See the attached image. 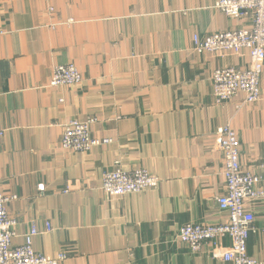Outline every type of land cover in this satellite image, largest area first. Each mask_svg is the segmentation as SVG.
<instances>
[{
  "label": "crops",
  "instance_id": "0c3cea01",
  "mask_svg": "<svg viewBox=\"0 0 264 264\" xmlns=\"http://www.w3.org/2000/svg\"><path fill=\"white\" fill-rule=\"evenodd\" d=\"M217 1L0 0V191L18 196L8 203L14 245L34 222V249L66 252L60 264H231L213 257V243L195 252L177 238L186 223L228 220L217 203L219 127L239 134L242 168L264 172V70L259 101L239 107L238 93L217 104L213 71L247 66L248 53L193 50L194 35L252 26ZM70 62L83 81L50 86L53 67ZM73 118H94L91 135L110 141L63 149ZM116 161L146 168L159 186L108 195L102 178ZM247 207L255 217L248 253L264 262V198Z\"/></svg>",
  "mask_w": 264,
  "mask_h": 264
},
{
  "label": "built area",
  "instance_id": "2783aa9c",
  "mask_svg": "<svg viewBox=\"0 0 264 264\" xmlns=\"http://www.w3.org/2000/svg\"><path fill=\"white\" fill-rule=\"evenodd\" d=\"M50 2L51 0H44ZM215 7L233 18H250L251 27L218 31L204 37L194 35L193 50L197 53L238 55L246 50L247 66H225L216 68L212 74L213 96L217 104L230 101L236 94L244 98L239 107L261 99V81L264 70V0H218ZM51 8V6H50ZM72 19L67 22H71ZM83 81V75L74 63L57 64L52 69L49 85L73 86ZM94 118L85 121L73 118L68 121L61 137V146L66 150L88 151L107 143L91 135ZM2 132L0 131V139ZM216 147L223 153L222 174L225 191L217 197L221 210L226 211L228 220L216 225L186 223L180 227L177 238L189 245L192 251L212 246L213 257H221L231 264H264L248 253V238L254 226V213L247 207L248 201L264 198V172L245 170L241 166V140L230 124L217 130ZM160 178L144 167L123 168L119 161L113 170L106 171L101 188L111 196L140 193L159 186ZM69 187L65 188L67 192ZM43 192L45 187L39 185ZM15 194L0 191V264H60L68 256L64 251L55 255L37 252L33 237L40 231L33 222L25 235V242L14 245L15 220L10 216L8 203L17 199ZM47 228H50L47 224ZM224 237L231 239L230 246L218 244Z\"/></svg>",
  "mask_w": 264,
  "mask_h": 264
}]
</instances>
